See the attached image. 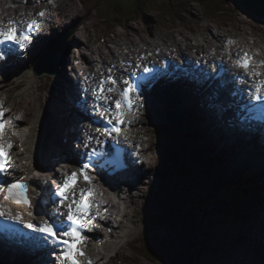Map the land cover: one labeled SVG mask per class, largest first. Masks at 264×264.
<instances>
[{
  "label": "bare ground",
  "instance_id": "1",
  "mask_svg": "<svg viewBox=\"0 0 264 264\" xmlns=\"http://www.w3.org/2000/svg\"><path fill=\"white\" fill-rule=\"evenodd\" d=\"M249 11L255 12L254 10H249ZM190 21L191 20H185L186 23H189ZM182 22L184 23V20H182ZM133 23H134V21L130 20L131 26ZM198 24L199 23H197V22L189 24L187 26L189 28L188 31H191V32L196 31L195 27ZM230 24L232 25V23H230ZM248 24H251V23H248ZM91 26H92V24L89 23L90 29H91ZM84 27H86L85 24L82 25V28H84ZM147 27L149 29H150V27L155 29L156 33L161 32V29H156L155 26L150 25ZM70 28H72V27L70 26ZM85 30H86L85 32L87 33L89 29L86 28ZM144 30L145 29H142V33H145ZM147 30L148 29H146V31ZM65 31L67 32V30H65ZM130 31H135V29L131 28V29H129L128 32H130ZM257 31L263 33V35H264V32H263L264 29H262V31H259V29H257ZM111 33H113V29H111ZM149 34H151V33L149 32ZM53 35H55L54 29L52 30L51 36H48L47 39H43V41H42L43 42L42 46L45 47L44 44L46 42H51V41H49V39L54 40V41H52L51 45H49L50 49H52V50H50L46 53V55H48V54H51V55L47 56V57L51 58V59H59L62 56H64V58L67 59L68 57L66 58L67 55H65L66 54L65 48L69 49V47H70L67 44V39H69V37L68 38L65 37L64 41H62V42L60 41V42L55 43L56 38H53ZM83 35H85V34H83ZM141 35L142 34H140V36ZM172 36L174 38L173 39L174 42L179 44L178 40L175 39L174 35H172ZM230 37L232 38V33L229 34L228 39H230ZM58 40H59V38H58ZM137 41H139V42L143 41V42L147 43L148 39H142V40H137ZM71 42L72 43H79V40L76 37H73L71 39ZM133 42H134V39L127 36V39L124 40V45H129L130 43H133ZM150 42L155 44L158 47L160 46V43L157 42L155 39H152ZM61 43L64 45V47H61ZM140 44L142 45V43H139V45ZM42 46H38L37 49L35 48L36 54L43 55L44 52L39 50L40 48H43ZM230 47H232V45H230ZM103 49H104V44L101 46V50H103ZM142 49H143V46H141L140 50H138V51L141 52ZM263 53L264 52L261 53V58L264 57ZM117 54H118V51H117ZM221 55H222L223 59L224 58L226 59V61L228 58H230V55L228 52L226 54L221 53ZM65 59L61 65H64ZM68 59L71 60L70 58H68ZM30 62L31 61H29V63ZM111 62H112L111 64H114L113 61H111ZM124 62H125L124 60L120 61V63H122V64ZM29 63H28V65H29ZM105 63L109 64L110 62H105ZM32 66L35 67L33 65V62H32ZM14 67H15V75L22 74V72L20 71L21 67H22L21 63L15 64L13 66V68ZM8 68H11V66H9ZM116 69H117V67H116ZM194 69H195L196 73H200L199 67H194ZM65 71L67 72L66 69H65ZM200 71L209 72V74H213V75L215 74L212 70H210L209 68H206V67L201 68ZM209 74H206V75H209ZM227 74H229V71L226 68L221 67L219 70V73L216 75L221 76V75H227ZM56 75H58V73ZM71 76H74V81L76 84L74 83V81L71 80ZM78 76H79V74L76 73L75 71H72V73H71V71H70V73H66V76H63L64 78H62V76H60V79H59L58 76H55L57 81L58 82L60 81V84L58 83L56 90H54V88H52L50 90V92H49V94H50L49 106L46 107V110H47L48 115H49L48 117L50 120V125L44 124L43 121H40L37 125H34V127H33L34 134H32V132H31L32 124H33L32 119H33V117H36L37 119H39V116L40 117H43V115L47 116L44 112L45 107L43 105L41 106L39 101L37 99H35L34 97H32L31 94H28L26 96L27 98L30 96L31 100H28L27 98H25L24 104H15V102H13L12 104L10 103L11 105H9L8 102H10V101H8L6 99L5 94H4V96H2V94L0 95V103H3L5 106L9 105V110L7 111V113L9 112L10 115L9 116L5 115V116H7L8 118H12V119L14 118V120L17 116H20L21 122H23L22 125H24V128L26 130H28V135L26 133L23 134V137L27 138L26 142H23L20 145H18L19 143L17 144L18 138L16 136L5 137V140L10 141L13 146L16 145L15 148L17 149L18 154L22 153L21 149H19V148L23 147V149L26 151L25 155H28V159H33L35 157V154L37 155V153H38L35 148H32L30 146L31 144L33 147L43 146V148H45L46 150L42 152V154L40 156V160L44 157L47 159L54 157V159L52 160V164L50 163L49 165H47V162H48L47 161L45 166L54 170V172H56V174H58L60 168L62 170L63 165L65 166V162H64L65 160H68L69 162H71L70 158H72V156H74V155H76V160H77V159H79V152L84 153V147L79 142V139H82L84 137L82 130H80V127H79V121L81 120L82 115L80 113H74L73 112V106H72L71 102L67 99L64 100V97H63V94L67 90H69V92H72V90L74 89V87H76V85L80 86L79 90H81V91L85 90L83 84L79 81ZM181 77L182 76H179L177 74V72H174L172 74V78H174L178 81L181 79ZM214 77H216V76H212L211 78H214ZM79 78H81V75L79 76ZM182 80H184L183 77H182ZM33 85H34V82L31 83V88L33 87ZM17 87H18V84H14V87H12V88H17ZM6 88H8V87H6ZM77 88L78 87L75 88V91ZM43 89H44V87L42 86L40 88V91H39V89H37V87H36V90L38 92L37 97H43V95H42ZM189 90H190V87L185 86V81H184L183 83L178 85L177 88L173 87L171 89V91H169V92H166L164 90H161L158 92L157 96L160 100V112L157 114V119L159 120V122H162L161 127L157 126L158 130L167 131L169 129L167 126H165L164 123H169V120H170L169 111H170V108L173 106L174 103L180 102L182 104H184V103L190 104L191 102H193L195 100L194 94H192V93L189 94ZM193 90H196V89H193ZM9 91H10V88H8V92ZM7 95H8V93H7ZM7 98L9 99L8 96H7ZM60 100H62V105H60L59 102H57ZM21 102H24L23 98L21 99ZM33 104H34L35 110L33 109V106H32ZM214 106L217 108H220V112L217 113L218 114L217 117L226 115V113H229V115H230L231 114L230 112L233 111L232 106H230L229 104H223L222 102H220L218 100L214 104ZM206 112L207 111L205 108V111L202 112V116ZM71 118L74 119V120H72L74 122V124L67 128L68 119H70V121H71ZM225 118H227V117H225ZM145 119H146V115H145L144 121H142L143 123H139L138 121H136L137 128L132 126V128L129 129L128 134L132 140H134V141L136 140V135H139L137 137V139L139 141L142 139L143 135H142L141 131H143V133L145 134V128L149 124V121H145ZM184 120H185V118H184ZM150 121L152 124V119ZM144 122H145V124H144ZM214 124L216 125V122ZM231 124L232 125H230L229 128L227 127V130L224 131L225 133H223L219 127L213 128V126L210 125V127L213 128V129L211 128L212 133L214 135H216V137L214 138L213 141H211L212 146L210 143H206L207 148L212 149L211 147L215 146V147H217V148L219 147L221 150L225 151V154H222L220 151L217 150L219 155L222 154L223 158H225L227 161V167H226L225 173H227L228 179H229V177H233V175H238L241 172H245V170L250 171L248 177H243L245 179L242 180V183L244 181H247L249 183H251V182L252 183H254V182L259 183L260 182L263 185V190H262V192H263L262 201H263L264 200V156H262L261 154L260 155L253 154L252 151H250L247 146H244L242 149H240V151L237 153V155H235L237 142H238V145H239V143L241 144V141H238L236 139V136L237 135H244V134H241V130L237 125H235L233 123H231ZM14 125L15 126L11 125L10 127L11 128H17V122H15ZM203 126L200 125L201 131H205V129H204L205 126L204 127ZM45 128H47V131H45ZM206 128H208V127H206ZM48 129H51L50 130L51 135L48 134ZM155 129H156V127H154V130H152V129H149V130L155 131ZM208 129L210 130V128H208ZM11 131H16V130L12 129ZM183 131H184L183 133L178 131V135L180 138L183 137L184 134L187 135V129L183 128ZM40 132H43L42 138L38 137V133H40ZM35 134H37V135L35 136ZM156 135H157L156 131L154 132V135L148 134L149 139H147L148 141L145 142L144 145H150V138H152L153 136H156ZM66 139H67V142H66ZM77 143H78V145H77ZM152 143H153V141H152ZM152 143H151V147L153 148ZM245 143H243V144H245ZM184 144H186V143H184ZM142 146H143V143L140 142V145L138 146V148L142 147ZM257 147L263 148V147L259 146V144H257ZM184 148L188 149V147H186V146ZM233 148H234V153L232 154L230 151H232ZM151 151H152V149L149 147L146 154H142V153L140 154V158L142 161L144 160V164L146 163V157L151 153ZM197 152L201 153V151H197ZM217 152H215V153H217ZM191 154H192V152H191ZM122 155L124 156L125 152H122ZM17 157H18L17 158L18 159L17 164H19V163L24 164L25 158L21 159L19 156H17ZM214 158H216L215 155H214ZM245 158H246L245 161H247V160L249 161V166H244V164H241L242 162H244L242 160ZM210 159H211V157H210ZM31 162H33V161L31 160ZM149 162H150V159H148V163ZM38 163H39V161H38ZM42 164H43V162H41V165ZM239 164H241V165H239ZM53 166H56V169L53 168ZM65 167L67 168V166H65ZM30 169H31V171L29 173L27 172L28 178H30V176H31V174H33L34 170H41V167H39V165L37 163H35L34 165H32V163H31ZM165 169H167V165L163 164L162 162H157L156 159L154 158L150 162V165L148 167H144L142 170H139V173L137 175L134 173L136 180L133 181L132 183L128 182V186H130V188L127 187L128 189L127 190L125 189V191H126L125 196L122 198H119L123 207H125L126 213L123 216L124 219L121 220V224H122L121 234L115 235L116 238L113 240V245L111 246V248L113 249V252L116 253V255L118 257H121L122 259H124V258L127 259L129 257H133V259L136 261V264H143V262H144L143 259H141L137 255V253H140V251H141V248L138 246L140 240L143 238V236H145V239L148 236L149 221L153 220V218L151 216L152 212L150 210L149 205L153 204L152 198L154 197V195L152 198L150 197L151 192L149 190V186L151 187V189L153 191H155L154 188L157 187L161 183V179H159L160 178L159 172H163V171H165ZM168 170H171V168H169ZM47 177H49V176H47ZM261 177H263V179H260ZM48 181L50 182V180H48ZM171 184H172L171 179L166 181L164 184V187H166L168 191L167 190H165L164 192L162 190L160 191V193L164 195L162 197V201L164 198H166L165 195L170 193L169 189L171 188ZM52 186L54 187L55 185H52ZM133 189L135 191H133ZM226 190L230 191V189H226ZM105 192H107V191L102 187V190H101L102 195L101 196L103 198H106ZM229 199H231V197H229ZM143 201H147V203L149 202V205ZM262 203L263 204L261 206H263V208H264V201ZM252 205H253V203L251 202V204H248V207L252 206ZM241 206L240 207L236 206V207L246 209V207H243V206L241 207ZM116 207L120 208L117 205V203H116ZM136 207H138V209ZM114 208L115 207H113V210H115ZM124 212L120 211V213H124ZM126 214H128V215H126ZM132 214H133V217L131 216V219H130V217H128V216H130ZM261 215H264L263 209L262 210L260 209L257 211V216H258L257 220L259 219L261 221H264L260 217ZM245 216L248 217V214H246ZM126 223H130L131 226L126 227V225H125ZM2 224H5L6 226L9 225L6 222H2ZM131 233H135L134 237L136 239V244H134L133 238L129 237V235ZM250 233L251 232H249V235H251ZM258 235L261 236L262 238H264V230L261 229L258 232ZM252 241L253 240H249V244H246V246L247 245L251 246L250 244ZM259 242L262 245V247H260V248L258 247L259 249H257V251L261 252L264 255V239H262ZM253 243L255 244V242H253ZM39 247H40V251H41L40 252L41 253V259L40 260L42 263H38V264H50L51 252L49 251L48 253L46 252V254H45V250L41 247V244ZM251 247L253 248V250H247L246 249L248 252L243 251V254H245V256H247V257H246V260H240L239 264H248L249 262H247V261H251L254 259L253 256L254 257L256 256L254 253L255 248L253 246H251ZM251 251H252V253H249ZM20 254L21 253L19 251L14 252L13 249L9 250L8 252H5L4 250L1 252V250H0V264H30V263H27V261L25 260L26 259L25 257L23 259H21L20 261H18ZM5 256H8L14 262L5 261L4 260ZM46 258H47V260H45ZM94 261L96 262V264H98L97 258H95ZM101 261H103V259ZM106 261H109V260L106 258ZM255 261H257V260H255ZM144 264H145V262H144Z\"/></svg>",
  "mask_w": 264,
  "mask_h": 264
},
{
  "label": "snow or ice",
  "instance_id": "2",
  "mask_svg": "<svg viewBox=\"0 0 264 264\" xmlns=\"http://www.w3.org/2000/svg\"><path fill=\"white\" fill-rule=\"evenodd\" d=\"M38 15L43 18L47 13L41 11ZM8 23L9 26L5 27L0 22V59L14 54L18 50L27 49L34 36L42 28L41 21L35 19L28 21L23 30L19 24L13 21ZM232 43L234 42L229 41V44ZM135 67L139 69L142 65L137 64ZM234 67L242 69L244 72V75L237 76L236 80L241 85H248L244 92L250 97V102L264 105V60L257 61L255 57L245 51L235 60ZM154 71L151 67H143V76H138L133 71L129 74V78L122 81L111 75L99 81L93 92L92 107L99 116L107 118L106 123L111 127H97L95 128L97 133L108 137L115 134V138L124 136L125 140L128 139L124 135L123 127L126 124L130 125V121L126 120V115L134 111L138 112L142 107V103L137 104L134 101L142 100V86L145 78L152 76L155 79V76L152 75ZM131 77L136 79L133 80ZM121 83L125 87L120 88ZM113 92H118L121 99H117L105 107L104 104L111 100L108 94ZM133 94H135V98H133ZM5 111L3 103H0V217L23 223L31 232L43 236L47 244L52 246L50 264H95L86 251L89 240L93 239L87 233H92L97 227L94 223L100 211L97 197L102 193L97 191L96 177L92 175V172L104 166L101 158L114 156V159L109 163H117L119 160L118 149L115 153H110L105 141H97L99 147H90L91 141L86 140L83 142L84 148L90 150L84 154V162L79 165L76 171L64 173L62 178L58 177L47 186L43 184L33 186L28 182L27 176L14 177L10 170L12 159L9 152L13 145L10 141L5 140V130L9 125H15L14 122L4 119ZM116 144H119V139H116ZM41 174L40 171L34 172L37 177ZM80 177H83V181L89 185L88 187L77 188ZM34 187H39L46 193L38 202L33 201L29 196V192L34 190ZM6 202L22 204L27 209L28 217L39 218L43 220V223H34L31 219L25 221L20 214L13 215Z\"/></svg>",
  "mask_w": 264,
  "mask_h": 264
},
{
  "label": "rangeland",
  "instance_id": "3",
  "mask_svg": "<svg viewBox=\"0 0 264 264\" xmlns=\"http://www.w3.org/2000/svg\"><path fill=\"white\" fill-rule=\"evenodd\" d=\"M62 1L63 0H58V2L60 3V5L58 4V7L61 8L64 12H68V14L65 17H63L64 18L63 22L68 24L69 27L70 26L71 27L78 26V29H77L78 31L80 29H82L83 32H81L82 33L81 36H86V38H87L86 40H88L94 36L100 37L102 35L99 31L100 28L105 30L107 35L110 34L108 36L105 35L107 37L103 41V43H104V49L103 50H101L102 45L98 46L97 48L96 47L88 48L89 52L92 53L91 55L88 56V58H86V60L88 62L92 61V62H98V63L104 64L105 62H108L109 59H111L110 62L113 61L117 68L122 69L124 67V65L122 63H120V61L124 60V58L126 57V54L124 53V47L123 46H125L124 40L127 39V36L134 39V42L130 43L129 45L136 44L135 41H137V40L148 39L147 43H148L149 47H155L156 46L155 44L150 42L152 39H155L159 43L161 42V39L169 40V41H170V39L173 40L170 36V33L168 31L162 29L161 27H159V26L156 27V29H161V32L156 33L155 29H153L151 27L149 29L147 26L162 25L165 23L176 24L175 22H172L170 20L162 19V17L165 16L164 14L167 12L168 9L175 8V3L178 0H151L150 2L144 3V5L139 4V7L136 4L132 3L133 0H124L126 4H123V2L118 4L119 1H122V0H113V3L110 2V0H84L85 1V3H83L84 7L81 5L83 7V12L81 11L82 9L80 8V6L78 5V3L75 0H74V2L69 3V5L64 4ZM252 1H256V0H252ZM258 1H261L264 3V0H258ZM195 2H196V5H198L199 7L206 8L207 10L212 11V12H216V13L223 11V9H225V12H223V16L226 20L223 23L225 25H227L229 28H231V27H232V29L241 28L240 25H242L243 27H245V29H241V30H244L245 32H249L250 29L253 30L254 32H258L257 29H259V31H262V29H264V15L261 16L258 13L248 11V9H247V5H248L247 3L248 2L246 0H195ZM11 3L18 4L19 2H16L15 0H11ZM220 6L223 8H221ZM86 8H88V10L85 12ZM58 14H59L58 18H60V16H61L60 11L58 12ZM155 14H161V15H159V17L157 18V17L153 16ZM166 16H168V15H166ZM139 17L142 18L140 21L137 20ZM95 18H96V21L99 22V24H100L99 29H95V25H93V21ZM130 20L134 21V23L132 24L133 27L130 24ZM150 20H153V21L150 23ZM78 22H80V23L82 22L83 24H85L86 27H84V28H89V23H91L92 26H91L90 31H88L86 33L84 28H79ZM228 23L229 24L232 23V25L231 24L229 25ZM248 23H251V24H248ZM131 28L135 29V31L128 32L129 29H131ZM111 29H113V32L116 31L115 34L119 33L114 38L111 37V34H112ZM142 29H145L144 30L145 33H142L141 36L139 34L137 35V33L141 32ZM146 29H148V31L151 34H149V32L146 33ZM188 29L189 28L187 27L186 29H183V30L179 29L180 31L176 30L172 33V35H174L175 39L178 40V43L180 45L182 44V42L184 41V39L186 37L192 36V33L194 31L191 32V31H188ZM195 29H196V27H195ZM124 33H126L125 36L123 35ZM159 33H160V36H159ZM83 34H85V35H83ZM162 34H165V35L162 36ZM133 35H135L134 38L132 37ZM159 37H161V39H159ZM260 37L263 38V33L260 34ZM53 38H56L55 43L60 42V41L62 42V41H64L65 35L59 31L55 30V35H53ZM58 38H59V40H58ZM149 38H151V39H149ZM228 38H229V36H228ZM77 39L79 40V37ZM218 39H220V38H218ZM218 39L217 38H214V39L211 38L209 41L213 44L214 40L218 42ZM91 40L93 41L95 39H91ZM49 41H54V40L49 39ZM81 41L83 43L82 39L79 40V43H81ZM143 43H145V42H143ZM166 45H168V43ZM141 46L144 47L143 44L140 46H139V44H137V48L139 47L138 50H140ZM171 46L174 49L176 47L175 45H171ZM61 47H64V45L62 43H61ZM78 48L80 49L79 53L81 54V47H78ZM82 48H85V45H83ZM68 50H69L68 48H65V53H66L65 55H67L66 58L68 57L70 59H73V57H75V56L70 55ZM117 51H118V54H117ZM76 52H77V50H76ZM141 52L143 53V51H141ZM82 54H83V52H82ZM50 55L51 54H48L47 56H50ZM68 58L65 59L64 65H61V67L58 70V75H56V76H58L59 79H60V76H66V73H70V71H71L68 67V64L66 63L67 61H70ZM49 59H51V58H49ZM52 60H54V59H51V61ZM21 66H22L21 67V69H22L23 68L22 63H21ZM65 69L67 70V72L65 71ZM28 77H32V74L30 72H28L27 75L23 76L21 78V80H25L28 82ZM38 79H41L42 81L44 80L43 77H38ZM56 81H57V79L55 78L52 81V84H50L48 81L43 82L45 85L44 89L49 87L48 91H46V92L43 91L46 93L48 100L50 97V94H49L50 90L52 88H54V90H56V88L58 86ZM59 84H60V81H59ZM42 86L43 85H41L39 82H34V85L32 88L30 87L28 94H31V96L34 97L35 99L39 98V97H37L38 92L36 90V87L40 91V88ZM27 88H28V85H26V87L22 88L19 91V93H23V96H24L26 94ZM15 89L16 88H12L11 90H15ZM4 91L8 92V88L5 87ZM0 95H1V93H0ZM5 96H6V99L8 100L7 93H5ZM27 99L31 100L30 96ZM40 105L42 106V104H40ZM32 106H33V109L35 110L34 104ZM43 106L45 107L44 112L47 115L48 114V112L46 110L47 101H46V106L45 105H43ZM42 120H43V117L39 116V119H37L36 117H33V119H32L33 124H32V130H31L32 134H34V130H33L34 125H37ZM50 130L51 129H48L49 135H51ZM45 131H47V128H45ZM211 132H212V130H211ZM42 134H43V132L38 133V137L42 138V136H43ZM36 135L37 134H35V136ZM194 153H198V152H192V154H194ZM203 156H204V154H202V157ZM222 157H223V155H222ZM202 171H203V169H201V172ZM176 174H177V172H175V177H176ZM226 178L228 179V176ZM208 179H211V177L205 178V180H208ZM171 181H172V179H171ZM174 183H176V181H174ZM177 185L179 186V188L181 190L186 188L184 194L181 197L179 195L176 196L175 191H174L173 181H172L171 188L169 189L170 193L165 195L166 198H164L163 201H162V197H158L156 192L153 191L151 189V187L149 186V190L151 192L150 197L152 198L154 195V197L152 198L153 204H155V202L157 200L156 204L158 207L154 206L153 210L156 211L157 213L159 211L161 213H167V219L170 222V224L167 225V232H168V235L170 236V242H168V243L163 242V240H165V238H166V236H165L166 234L160 235L159 237L163 236V240L162 241L157 240L159 243H157L156 246H163L164 244L167 245L170 243V247L177 249V246H178V251H182L183 249H186L189 247L187 249V253L188 252H190V253H189V256L188 255L187 256L190 259V261L192 260V258L193 259L195 258L194 251L196 253V258H197L196 249H198V248L203 249L204 248L205 250H203L201 253V260H200V258L197 259L195 264H200V263L201 264H203V263L204 264H239L240 260H246L247 256H245V254H243V251L241 249H240V251H238L237 247L232 246V244H233L232 238H233V240L243 244L245 250L246 249L247 250H253V248L251 247L253 245L250 244L251 246H249V245L246 246V244H249V241L247 239L245 241L244 238H240L237 235H234V237L229 235V234H231L232 227L228 226L230 224L227 222L228 221L233 222L230 219L231 216L229 215V212H225L222 214L219 211H214L211 213L208 212V215L202 216L203 217V219H202L201 218V212L205 208L204 207H201V208L196 207L194 205V207H196V208H192L191 211H189L188 206L183 204L186 201H184L182 203H176V204L179 206H182L183 209H181V210H184L186 212V214L190 212L192 218L183 217L181 220V218H177L179 212L174 207H171L172 212L170 211V207H169V205L171 204V202L169 203L170 198H172L173 200L187 199V197L189 196L188 194L191 195V193L193 192L192 190L189 189V187L184 185L179 180H178ZM206 186L207 185L205 183L200 184V185L194 184V188L196 190H198V191L201 190L207 194H213L211 199L216 200L217 194L212 192L211 190H210V193H208L206 188H205ZM133 191H135V190L133 189ZM159 191H160V189H159ZM198 191H196V192L198 194H200V192H198ZM223 195L225 197H227L228 199H229V197H232L230 191H228L226 189H224ZM155 196L158 197V199H156ZM143 202L147 203V201H143ZM167 203H169V205ZM147 204L149 205V202ZM222 204H224L223 201H222ZM248 204H251V202L246 203L247 206H248ZM209 205H211V204H209ZM171 206H173V204ZM242 206L245 207L244 205H242ZM238 207H240V206H238ZM238 207H236V208L239 211H241L242 208H238ZM261 207H262L261 210L262 209L264 210L263 206H261ZM136 208L138 209V207H136ZM150 208L152 210L151 204H150ZM209 208H212V207H206L207 210L211 211ZM223 209H225V208L223 207ZM232 213H234V212L232 211ZM175 214H177V216ZM173 215H175V216H173ZM260 217L264 220V215H261ZM201 219H202V221H201ZM206 222L209 224V226L206 225L207 224ZM251 223H252L251 220H249L248 222L245 220H240V223L235 230L238 231L239 233H245L247 227L250 226ZM159 225H161V224H159ZM231 225H233V228H234V225H237V224L233 222V224H231ZM255 225H256L255 233H250L251 238H252L250 240H253V242H255L257 249H259L260 247H262V245L260 244L259 241H261L264 238L259 236L258 232L261 229L264 230V221H261L258 219L257 224H255ZM181 226H186L184 228V231L187 233V235L185 238L178 239V235H179V231H180L179 228H181ZM205 226H207V227H205ZM209 227L211 229L213 227H215L213 229V232L215 234V237L212 238L213 240H211L209 238V236H210L209 233H207L208 237L200 238L201 237V234H200L201 230L203 232H208V231H210ZM207 228H208V230H207ZM151 230L154 232V235H152ZM156 231H157V229H155L153 227V224H151V221H149L148 236L146 237V239H145V236H143V238L139 242L138 246L141 248V251L137 255L141 259H143L145 264H162L161 262L157 263L156 261L151 259L150 256H148L147 254H145V257H144L143 250H142V247L144 244L150 245L153 238L158 237V234ZM152 236H153V238H152ZM173 237H174V239H173ZM179 240H182L183 247L181 245H178L180 243ZM198 242H199V244H197ZM221 245L225 246V247L223 248L224 252L220 254L218 247H221ZM255 245H254V247H255ZM192 246H193V248H192ZM256 247L254 249V253L256 255L255 259H253L252 262L247 261V262H249L248 264H264L263 255L261 252L257 251ZM247 250H246V252H248ZM205 253H207V256ZM249 253H252V251ZM259 255H260V258H259ZM179 257H181V255L179 256L178 252L172 253V255H171V260H173L172 263L173 264H183L182 263L183 260ZM124 260H128L130 262V264H136V261L133 259V257H129L127 259L124 258ZM255 260H257V261H255ZM144 262H143V264H144Z\"/></svg>",
  "mask_w": 264,
  "mask_h": 264
},
{
  "label": "trees",
  "instance_id": "4",
  "mask_svg": "<svg viewBox=\"0 0 264 264\" xmlns=\"http://www.w3.org/2000/svg\"><path fill=\"white\" fill-rule=\"evenodd\" d=\"M137 1H139V3L140 4H143L144 5V2H146L147 0H137ZM249 8V10H254V8H252V7H248ZM248 10V11H249ZM255 11V10H254ZM199 207V206H198ZM202 206H200V208H201ZM216 207H213V209H215ZM183 209V208H182ZM189 211H191V209H189ZM246 211V209H243V211H241L242 213H243V218H244V220L245 221H247L248 219V217L247 216H244V215H246V214H248V212H245ZM229 212V215L231 216V220L234 222V223H236V221L235 220H233V218H232V216L235 214V213H232V211H228ZM203 213L204 214H206L207 213V209H205V210H203ZM221 213H225L224 211L223 212H221ZM248 222V221H247ZM208 237V236H207ZM197 244H199V242L197 243ZM192 248H193V246H192ZM202 250H205L204 248L202 249V248H199V249H196V252H197V258H196V253H195V251H194V254H195V261L197 260V259H199L200 258V255H201V251ZM199 251V252H198ZM187 253V252H186ZM184 253V258H186L187 257V261H188V264H194V259L192 258V260L190 261V259L188 258V256H189V253ZM200 254V255H199ZM186 255V256H185ZM188 255V256H187ZM184 262V261H183ZM187 264V263H186Z\"/></svg>",
  "mask_w": 264,
  "mask_h": 264
},
{
  "label": "water",
  "instance_id": "5",
  "mask_svg": "<svg viewBox=\"0 0 264 264\" xmlns=\"http://www.w3.org/2000/svg\"><path fill=\"white\" fill-rule=\"evenodd\" d=\"M248 3V5H247V9L249 10V8L248 7H252V8H254V10H255V12L256 13H259V14H261V15H264V3L263 2H261V1H258V0H256V1H252V0H246Z\"/></svg>",
  "mask_w": 264,
  "mask_h": 264
}]
</instances>
